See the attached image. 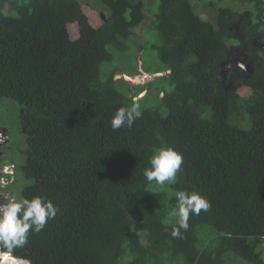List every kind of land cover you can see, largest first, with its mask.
I'll use <instances>...</instances> for the list:
<instances>
[{
    "label": "trees",
    "instance_id": "trees-1",
    "mask_svg": "<svg viewBox=\"0 0 264 264\" xmlns=\"http://www.w3.org/2000/svg\"><path fill=\"white\" fill-rule=\"evenodd\" d=\"M98 1L108 12L93 26L79 0H0V108L7 110L3 100L17 104L26 142L24 162L9 160V184L20 171L29 181L20 199L43 196L59 209L24 247H0L10 253L1 261L264 264V46L256 39L262 30L264 43V0H246L254 8L247 15L211 2L214 21L191 0H158L142 24L144 0ZM149 30L156 40H147ZM111 47L147 48L158 64L119 72L115 61L137 55L116 57ZM104 63H113L106 73ZM117 71L159 75L131 85ZM132 103L142 117L114 131L115 111ZM162 147L184 158L177 183L164 187L143 175ZM181 190L199 192L211 207L173 238L168 213Z\"/></svg>",
    "mask_w": 264,
    "mask_h": 264
},
{
    "label": "clouds",
    "instance_id": "clouds-1",
    "mask_svg": "<svg viewBox=\"0 0 264 264\" xmlns=\"http://www.w3.org/2000/svg\"><path fill=\"white\" fill-rule=\"evenodd\" d=\"M124 77L129 76L124 75ZM142 114L139 103L122 106L115 111L110 126L114 131L124 127L131 128L135 121L142 117ZM183 162L184 158L181 152L173 147H162L150 157V166L144 169L143 175L149 183L155 182L156 185L161 187L172 185L177 183V174L181 171ZM8 164L12 163H0V175L9 177L1 172L2 167ZM176 200V206L168 213L169 219L175 221L176 225L171 231L173 238L181 236V229L187 230L190 215L198 216L202 211H209L211 207L210 201L195 190L178 191ZM58 211L59 209L51 200L39 195L33 196L31 199L17 200L12 198L6 199V202H0V247L7 249L9 252L24 247L28 243L30 233H40L48 221L56 217ZM3 253L10 254L0 250V255ZM16 258L29 264L28 260Z\"/></svg>",
    "mask_w": 264,
    "mask_h": 264
},
{
    "label": "rangeland",
    "instance_id": "rangeland-1",
    "mask_svg": "<svg viewBox=\"0 0 264 264\" xmlns=\"http://www.w3.org/2000/svg\"><path fill=\"white\" fill-rule=\"evenodd\" d=\"M82 2V7L84 10H86V13L89 14L91 16L90 19V23H92L93 26L97 25V20L98 23H100L102 21V17L100 16V13H103V15H107V8L101 4L98 0H79ZM216 0H191V4L193 5L195 11L197 13H199L201 16L212 19L214 16L213 10L211 9V2H214ZM222 5H228L231 6L232 9L234 11H236L238 14H248V12H250L251 10L254 11V8L252 6V4L250 2H247L246 0H220ZM220 1L217 3L219 4ZM144 2H146L145 4V14H144V19L141 22L142 23H148L151 19V17H153V13L157 10L158 8V0H144ZM88 5H93L97 10L95 11L96 14H92L91 11L93 10L90 6ZM147 5V6H146ZM148 6H150V8H148ZM90 8V9H89ZM96 18V19H95ZM264 19V16H261V20ZM214 21V18L213 20ZM75 28L76 24H69V29L71 30L70 32V36H75L73 33L75 32ZM149 36L147 38L148 41H152V40H156L157 39V35L156 32L153 30H149ZM262 30H259L256 32V39H257V46L261 45L264 46V43L261 41L260 36L261 35ZM238 36L237 33H234L233 38ZM140 38L142 40H146V33H145V27L143 26L140 30ZM235 39V38H234ZM237 45L234 46V48H236ZM111 49L114 51L115 56L116 57H123V59H126L129 55H131V57L133 58L135 55H137V60L133 61L132 63H129L128 61L124 60L122 62L117 63V61L114 62V64H118L117 65V69L119 70V72H128V70L126 68H133L134 64L138 63V67L140 69H142V67H144V65L149 64L152 67L156 66L158 64V59L155 55L154 52H152L149 49H143L142 51H136L134 52V49L132 48L129 51L126 52H118L117 50H115L113 47H111ZM143 63V66L142 64ZM113 65V63H104L102 65V73H106L109 71V69L111 68V66ZM118 71L116 72L117 74L115 75V77L117 78H124L129 84L131 85H137V84H144L146 82H148L149 80L153 79L150 78L149 75H140L138 77L135 78H130V77H124L123 74H120ZM156 90H152L153 92V96H154V92ZM242 94L247 93L248 90L247 88H242L240 91ZM145 92H143L142 94H140L138 97L144 95ZM137 97V98H138ZM152 96H149L148 100L152 101ZM2 105H7V110L6 111H2L3 109L0 108V129L1 128H5V130L7 131V145L9 146V149H7V151L4 154V158L3 159H7L4 160L3 162H11L9 161L11 158H13V156L16 158L15 162L17 164H21L24 162V154L21 151L25 145V137L22 136L19 133L18 130V125H17V115H18V111H17V104L12 101V100H3ZM21 145V147H20ZM3 148L5 149L6 146H3ZM21 149V150H20ZM29 183V181L27 179H25L22 176V173L20 171H17L16 173V180L14 183L11 184H7L5 186H0V193L1 191H5V193H8L11 196H15L18 200L21 198L20 192L22 189L23 184H27ZM264 251V248H263ZM233 257V256H232ZM231 258H229L227 260V262L230 260ZM24 264H26V262H24ZM28 264V263H27ZM234 264V262H233ZM235 264H246L244 262H242L239 259L235 260Z\"/></svg>",
    "mask_w": 264,
    "mask_h": 264
},
{
    "label": "flooded vegetation",
    "instance_id": "flooded-vegetation-1",
    "mask_svg": "<svg viewBox=\"0 0 264 264\" xmlns=\"http://www.w3.org/2000/svg\"><path fill=\"white\" fill-rule=\"evenodd\" d=\"M0 163H2L4 160V154L9 149V146L7 145V131L5 128L0 129ZM3 146H6L4 149ZM9 195L8 193H5V191H1L0 193V202H6V196Z\"/></svg>",
    "mask_w": 264,
    "mask_h": 264
},
{
    "label": "built area",
    "instance_id": "built-area-1",
    "mask_svg": "<svg viewBox=\"0 0 264 264\" xmlns=\"http://www.w3.org/2000/svg\"><path fill=\"white\" fill-rule=\"evenodd\" d=\"M1 172L8 175L9 177L0 175V186H4L12 180L13 165L8 164L4 165L1 169Z\"/></svg>",
    "mask_w": 264,
    "mask_h": 264
},
{
    "label": "water",
    "instance_id": "water-1",
    "mask_svg": "<svg viewBox=\"0 0 264 264\" xmlns=\"http://www.w3.org/2000/svg\"><path fill=\"white\" fill-rule=\"evenodd\" d=\"M100 16H101L103 19H105L103 13H100ZM155 76H156V75H154V74H150V75H149L150 78H155ZM0 135H1V134H0Z\"/></svg>",
    "mask_w": 264,
    "mask_h": 264
},
{
    "label": "bare ground",
    "instance_id": "bare-ground-1",
    "mask_svg": "<svg viewBox=\"0 0 264 264\" xmlns=\"http://www.w3.org/2000/svg\"><path fill=\"white\" fill-rule=\"evenodd\" d=\"M0 264H8V260L7 259H3Z\"/></svg>",
    "mask_w": 264,
    "mask_h": 264
}]
</instances>
